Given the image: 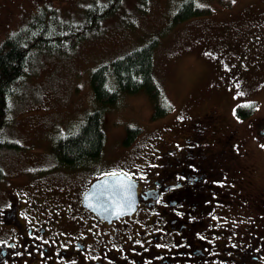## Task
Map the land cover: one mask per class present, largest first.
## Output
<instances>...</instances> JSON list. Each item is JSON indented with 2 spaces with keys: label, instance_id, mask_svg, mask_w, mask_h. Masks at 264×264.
<instances>
[{
  "label": "flooded vegetation",
  "instance_id": "obj_1",
  "mask_svg": "<svg viewBox=\"0 0 264 264\" xmlns=\"http://www.w3.org/2000/svg\"><path fill=\"white\" fill-rule=\"evenodd\" d=\"M260 1L231 69L237 76L250 61V74L264 71ZM25 2L17 0L12 21ZM193 117L182 144L158 133V161H130L128 172L106 171L101 158L44 165L28 157L33 175L0 168V264H264V192L255 189L247 152L236 145L235 131L225 132L223 117L209 110ZM118 173L136 183L135 210L107 219L86 208L91 183Z\"/></svg>",
  "mask_w": 264,
  "mask_h": 264
},
{
  "label": "rangeland",
  "instance_id": "obj_2",
  "mask_svg": "<svg viewBox=\"0 0 264 264\" xmlns=\"http://www.w3.org/2000/svg\"><path fill=\"white\" fill-rule=\"evenodd\" d=\"M91 1L49 0L48 4L63 18L76 20ZM180 1L121 0L117 11L74 48L60 54L37 53L0 119V141L15 147L0 149L4 175H33L24 165L25 161L33 163L31 159L53 164L55 138L75 127L86 113L100 108L91 93V71L156 38L152 75L170 110L153 118V102L143 91L124 94L115 105L107 106L102 117L105 146L99 161L106 169L101 167L128 172L133 161L138 166L158 161L153 149L157 134L162 140L176 138V144H182L187 117L194 119L209 110L228 122L225 132H236L235 143L247 152L255 189L264 192V71L250 74L255 70L248 61V72L242 76L231 73L246 35H251L261 1L195 0L209 12L171 24ZM16 2L0 0V6L16 10ZM36 3L25 2L29 11ZM8 29L2 37L12 33ZM127 127H138L140 133L124 147Z\"/></svg>",
  "mask_w": 264,
  "mask_h": 264
},
{
  "label": "trees",
  "instance_id": "obj_3",
  "mask_svg": "<svg viewBox=\"0 0 264 264\" xmlns=\"http://www.w3.org/2000/svg\"><path fill=\"white\" fill-rule=\"evenodd\" d=\"M48 1L35 0L38 4L36 3L37 6L31 11L28 8L29 3L24 4L14 14L19 18L13 21L10 19L12 10L0 7L2 30L5 32L9 31V27H18L9 35L7 32L6 37L3 35L0 41V119L5 114L7 100L16 97L14 88L28 73L37 53H66V50L74 48L85 40L88 34L96 31L99 24L113 15L121 3V0H93L81 8L79 18L67 20L71 18H63L60 11L48 4ZM208 12V9L199 6L195 0H181L175 9L171 24ZM28 14L26 20L22 19ZM156 45L157 39H150L123 56L103 63L91 71V93L100 108L86 113L75 127L55 138L53 157L59 164L80 165L100 158L105 146L103 112L107 106L115 105L124 94L131 95L143 91L149 95L154 105L153 118L162 117L169 112L170 106L163 99L152 75L153 51ZM237 113L239 114L240 110ZM139 133L138 127H127L123 146H130ZM2 148L15 147L0 141V149ZM1 176L0 170V178Z\"/></svg>",
  "mask_w": 264,
  "mask_h": 264
},
{
  "label": "water",
  "instance_id": "obj_4",
  "mask_svg": "<svg viewBox=\"0 0 264 264\" xmlns=\"http://www.w3.org/2000/svg\"><path fill=\"white\" fill-rule=\"evenodd\" d=\"M136 204V183L124 174L95 180L83 195V205L107 219L132 213Z\"/></svg>",
  "mask_w": 264,
  "mask_h": 264
}]
</instances>
